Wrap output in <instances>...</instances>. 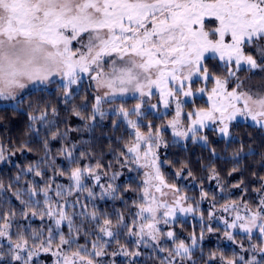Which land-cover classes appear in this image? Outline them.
I'll return each mask as SVG.
<instances>
[{
	"label": "snow or ice",
	"instance_id": "1",
	"mask_svg": "<svg viewBox=\"0 0 264 264\" xmlns=\"http://www.w3.org/2000/svg\"><path fill=\"white\" fill-rule=\"evenodd\" d=\"M262 41L264 0H0V101L13 102L15 108L23 103L25 90L31 87L43 91L56 79L68 98L72 86L78 85L86 76L95 83L97 90H105L103 96L94 97L93 112L88 119L95 120L97 115L101 118L105 115L101 110L102 102H110L117 94H138L141 103L133 109L120 106L115 110L132 130V140L125 144L126 151L121 152L124 160H118V163L121 167L133 165L147 170L143 172L145 179L136 219L129 226L120 216L118 225L125 227L129 236L137 237V247L143 244L167 252L160 264H185L186 261L195 264L192 260L193 249L198 243L195 234L189 244L178 239L173 231L163 233L159 227L161 222L172 223L178 213L197 211L195 205L187 204L188 197L181 189L175 183H168L161 172L158 149L167 147L163 128L149 123L147 131H142L140 120L131 117L144 116L141 110L144 98L150 100L155 90L165 109L175 102L176 118L164 126L172 129L174 137L187 138L191 134L195 141L199 131L209 124L219 125V132L228 136L229 126L237 118L251 120L254 126L264 129V93L246 90L244 81L237 75L242 70L264 71V63L245 52L246 47L259 45ZM258 51L264 58V46H259ZM208 54L218 58L225 70L223 76L210 73L205 63ZM197 80L205 86L194 92L192 86ZM209 81L213 83L210 90L206 86ZM197 93L207 95V107L188 112L189 123L185 127L180 119L185 101L180 97ZM151 108L156 109L157 105L151 104ZM52 111L55 113V109ZM74 114L81 116L79 111L74 110ZM45 118L46 112L39 117L29 114L31 121ZM56 135L53 133L52 138ZM199 139L207 142L206 136H199ZM65 152L71 159L72 150L65 149ZM235 155L239 156V152ZM4 159V148L0 146V161ZM95 167L99 169L101 165L97 163ZM32 171L30 166L28 172ZM235 171L238 169L233 168ZM35 175L39 177L43 173L37 170ZM118 175L114 173L110 180L114 181ZM176 175L180 177L181 172ZM87 177L94 179L95 186L101 188V199L115 198L113 194L117 189L111 182L106 186L100 184L101 176L95 169L79 166L71 170L72 186L67 191L56 186L55 196L64 203L57 200L55 211L49 195L53 191L51 184L40 190L29 188L27 200L20 199L19 192L14 193L24 206L21 211L24 219L29 213L32 217L39 215L41 220L47 216L54 221L55 227L47 229V236L42 230H33L30 238L20 230L13 239L11 229L16 212L5 211L0 215V221H3L0 238L6 239L8 244L6 251L0 245V264H34V257L41 251L51 252L56 257L54 264H98L94 257L106 254L108 241H103V237L115 239L117 235L111 230L112 221L103 218L99 226L103 236L92 241L89 251L86 245L77 244L81 229L74 227L73 215L66 211L67 207L74 208L75 203H79L77 200L69 204L65 199L73 194V190L87 192L89 199L95 198L96 193L84 184ZM259 179L261 185L254 189L257 193L264 192V176ZM233 187H240V184ZM39 195L43 196L46 207L38 213L40 201L33 197ZM201 195L205 198L208 194L202 192ZM239 209L236 201L222 205V212L231 211L235 215L231 220L221 217L220 222L225 227V238L230 241L235 242V237L229 229L247 235L250 247L244 249L241 245V248L251 255L246 259L244 255L227 257L221 253V264H264V195L260 196L255 210L247 203L243 205V215ZM88 215L99 222L95 210ZM208 218L215 219V213L210 211ZM65 221L69 230L67 236L60 230ZM207 231L214 229L209 225ZM254 233L259 234L260 243H251ZM161 237L171 240L173 247H161ZM203 238L202 228L199 239ZM118 254L135 258L140 252L122 248L121 253H112L113 256ZM215 258L213 253L212 259Z\"/></svg>",
	"mask_w": 264,
	"mask_h": 264
},
{
	"label": "trees",
	"instance_id": "2",
	"mask_svg": "<svg viewBox=\"0 0 264 264\" xmlns=\"http://www.w3.org/2000/svg\"><path fill=\"white\" fill-rule=\"evenodd\" d=\"M207 66L214 68L216 72L221 69L216 57H209ZM119 101L125 107H132L140 102V99L129 97ZM94 103L92 89L82 87L66 98L61 84L54 81L43 91L27 90L23 94V103L15 108L12 105L0 106V146L4 148V155H9V158L0 165V185H2L0 215L5 211L15 210L16 218L11 229L13 239L15 233L20 230L25 231L29 238L33 230H42L47 236V229L55 227L54 221L47 216L43 220L39 215L32 217L31 213L27 219H24L21 216L24 206L14 193L19 192L20 199L27 200L29 188L40 190L51 184L53 191L49 195L52 197V204L56 199L61 203L64 200L55 196V188L60 185L67 191L72 186L68 181L73 168L92 167L102 175L118 172L114 199L109 197L101 199L100 193L88 184L86 186L96 193L95 198L89 199L87 192L76 190H73L72 195L65 197L69 204L79 201L75 203L74 208L69 206L66 209L69 215H73L74 227L81 229L77 244L86 245L91 251L92 241L98 236H103L99 232V226L103 218L107 217L112 221L111 230L117 235L115 239L103 237V241H108L106 254L94 257L98 264H160L161 259L168 255L167 252H159L154 250V247H145L143 244L137 247L135 243L137 237L129 236L127 229L118 225L120 216H123L124 224L129 226L136 219L144 170L134 167L128 171L126 166L121 167V163H118V160L120 162L124 160L121 152L126 151L125 144H129L132 140L131 130L116 113L105 114L103 118L97 115L95 120L88 119L92 115ZM201 107H207L205 97L196 98L185 105L187 110ZM74 110L79 111L84 118L75 115ZM42 112H46L44 120L29 119V114L39 117ZM166 116L168 114L156 115L147 112L145 117L157 121L154 124H160L165 122ZM141 125L145 127L146 123ZM214 131L211 130L209 133V145L195 142L193 139L185 142L172 141L163 153L164 163L161 165V172L168 183H175L182 194L188 197L187 203L197 207L195 215L177 216L167 226L168 231H173L178 239L189 244L190 238L195 234L198 241L192 254L195 264H221L219 259L221 253L227 257L244 255L246 259L250 258L251 253L244 252L241 248V245L244 249L250 247L246 234L229 229L233 232L235 242L225 238V227L220 222V218L226 217L224 216L226 212L221 211V206L236 201L241 206L240 211H243L244 203L255 210L260 196L264 195V192L254 191L261 185L259 178L264 176V129L249 122L237 121L232 126L233 137L229 139L217 137ZM53 133H57L55 139L52 138ZM165 133L171 135L169 130H165ZM241 147L243 151H240ZM65 149L72 150L71 159L67 158ZM237 152L239 156L235 155ZM81 153L84 155L81 156ZM97 163L101 165L99 169L95 167ZM30 166L33 168L32 172H28ZM233 168H237L238 171L233 172ZM37 170L41 171L43 176H36ZM177 172H181L180 177H177ZM189 172L191 175H188ZM253 173L256 175L254 176ZM214 175L217 178L213 179ZM237 184H240V187H233ZM202 192L207 193L208 199L213 200L218 206L220 218L216 216L215 219L209 220L208 213L211 208L204 203ZM33 199L40 201V207L36 211L42 212L46 207L43 196L39 195ZM93 210L97 212L99 222L89 218L88 214ZM209 225L214 231H207ZM202 228L204 238L200 240ZM60 230L65 236L68 235L66 221L62 223ZM162 232L167 233L164 228ZM73 234L75 235V232ZM258 236V233H254L251 243H260ZM56 239L58 242V236ZM31 243L29 239V244ZM159 243L161 247L169 249L173 247L172 241L167 240L166 237H162ZM7 244L6 239L0 238V245L5 251ZM122 248L130 252L139 251L140 255L135 258L123 254L112 255L114 252L121 253ZM55 250L54 245L53 251ZM213 253L216 254L215 259H212ZM55 260L56 257L51 252L41 251L38 257H34V264H54ZM185 264L191 262L186 261Z\"/></svg>",
	"mask_w": 264,
	"mask_h": 264
},
{
	"label": "rangeland",
	"instance_id": "3",
	"mask_svg": "<svg viewBox=\"0 0 264 264\" xmlns=\"http://www.w3.org/2000/svg\"><path fill=\"white\" fill-rule=\"evenodd\" d=\"M259 46H264V41L260 42L259 45H254L252 47H246L245 48V52L248 53V54L253 55V57L256 58L259 63H264V58L261 57V54L258 51V47ZM209 57H214V56L211 55V54H208L207 55V58H206V61H205L206 65H207V59ZM216 60L218 61V58L217 57H216ZM218 63L221 65V69H220L219 72H216L215 70H213L214 68L211 69L209 66H207V67L209 68L210 73L223 76L225 74V70H224L222 64L219 61H218ZM237 75L241 78V80L244 81V85H245V89L246 90L247 89H250L253 93H255V92L264 93V71L256 70L254 73H250L248 71L242 70L239 73H237ZM54 81H58L61 84V82L58 79H56ZM197 81L198 82L197 83H194L193 86H192L194 92H195V90L197 88L204 87L205 86L202 81H199V80H197ZM206 86L210 90L213 87V83L211 81H209ZM82 87H88V88L92 89V92H93L94 97L97 96V95L103 96L104 91H105L104 89L97 90L96 89V86H95V83L92 82V81H90L89 78L85 76L78 85H73L72 86V88L70 89L71 94H72L73 91L80 90V88H82ZM229 87L231 88L232 87V84H230ZM30 89H31V87L29 89H27V90H30ZM27 90H25V92ZM153 91H154V95L150 98V100H149V98L145 97L144 98V101L145 102L142 103V109L141 110L144 113V116L139 117V118L133 116L131 118L132 119H139L141 124L142 123H146L145 127L142 126V128H141L142 131H147V127L146 126L149 123H151L154 127H162L163 128V133H162L163 134V139H164V142L167 144V147L161 146L158 149V156H159L160 168H161V165L164 163L163 153L166 152L167 148L169 147V143H171L172 141H184L185 142V141H187L189 139H192V138H191V134H189V136L187 138H184V137H174L172 135V129L171 128L164 127V126H166L168 124L169 121H171V120H173V119L176 118V106H175V102H172L171 105H170V107L168 109H165L164 106H163V104H161L160 101H159V93L156 92L155 90H153ZM129 97H138V94H133L132 92H129V93L125 94V95L117 94L116 97L113 100H111L110 102H108V101L102 102V104H101V110L105 114H113V113H116L117 114V112L115 110L118 109L120 106H123L124 108H126L128 110H131V109H133L135 107V105L137 103L134 104L132 107H125L122 104V102L119 101V100L126 99V98H129ZM200 97H205V99L207 101V95L206 94L201 95V94L197 93L196 95L191 96V97H187V98H185L183 96L180 97L181 100L185 101L184 104H183V107H182V114H181V117H180V119L182 120L183 125L185 127L189 123L188 120H187V113L188 112H191V111H193L195 109H197V108H195L193 110H187L185 108V105H186L187 102L193 101L196 98H200ZM138 103H141V101L138 102ZM151 104H156L157 105V108L156 109H152L151 108ZM4 105H13V102H10V101H0V106H4ZM147 112H153L156 115L168 114V116L165 117V122L160 123V124H154V122H157V121H155L154 119H150V118H146L145 117L146 114H147ZM118 116H119V118L121 120L124 121V119H123V117L121 115H118ZM237 121H244V122H249V123L253 124V122L251 120L245 121L242 118H237V120L233 121L230 124V126H229V135L228 136H224V135H222L219 132V130H218L219 129V125H217V124H209L208 127L203 128V129H201L199 131V133L197 135V139L195 140V142H198V143H201V144H204V145H209L210 144V136H209V133H210L211 130H215L214 131V134L217 137H224L226 139H229V138L233 137L232 126ZM125 124H127V123L125 122ZM165 130H169L171 132V135L169 136L167 133H165ZM199 136H206L207 137V142H205L203 140H200L199 139ZM8 158H9V155H5V159L3 161H5ZM3 161H0V165L2 164L1 162H3ZM126 167L128 168V171H129L130 169L134 168L135 166L128 165ZM143 170L146 171L147 169H143ZM114 173H118V172H112L111 174H107V175L100 174L101 179H100L99 183L106 186L108 183L111 182L115 186V183L118 181V176H117V179H115L114 181L110 180L111 176ZM144 179H145V177H144ZM68 184H71L72 185V181L69 180L68 181ZM84 184L85 185L88 184V186H90L91 188H93L96 192L101 193V188L98 187V186H95L96 185V181L94 179H92L91 177H87L84 180ZM208 198H209L208 196L204 198V203H207L208 206L211 208V211L215 213V216H218V211H219L218 210V206L214 204L213 200H209ZM168 199H169V203H171V197H169ZM56 201H57V199L54 200L53 211L56 210L55 209V202ZM61 203H64V201H62ZM182 204H184V202H182ZM213 205H215V207H213ZM184 206H186V204ZM161 211H163V209ZM240 212H241V215L244 214L243 211H240ZM189 214H194L195 215V212L194 213H188V214L178 213L177 216L184 217V216H187ZM220 214L221 213H219V215ZM225 215H226V217H223V218L231 220L232 217L235 215V213L229 211V212H226V214H224V216ZM198 216H200V215H198ZM218 218H220V217L218 216ZM167 226H169V224L168 225H165L162 222L159 225L161 231L164 228L165 229V232H167L169 230V228H167Z\"/></svg>",
	"mask_w": 264,
	"mask_h": 264
}]
</instances>
